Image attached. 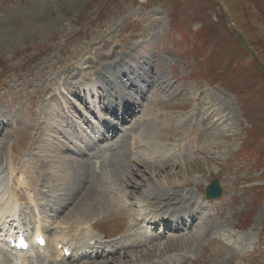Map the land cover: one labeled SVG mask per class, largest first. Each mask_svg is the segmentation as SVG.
Here are the masks:
<instances>
[{
    "label": "rangeland",
    "instance_id": "374dc122",
    "mask_svg": "<svg viewBox=\"0 0 264 264\" xmlns=\"http://www.w3.org/2000/svg\"><path fill=\"white\" fill-rule=\"evenodd\" d=\"M214 2L215 8L212 7ZM214 2L0 0V166L5 154L8 161L11 158L14 165L21 168H13V174L22 186L29 187L31 194L40 176L44 178L43 185L53 190L47 197L41 194V201L35 198L30 217L38 211L47 226L53 227L54 222L56 226L51 212L55 213L57 196L66 190L64 175L67 171L58 177V190H55V182L48 180L43 163V156L51 146H55V152L66 160L80 159L85 150L96 147L91 141L84 147L78 144L71 147L81 141L74 133L65 131L70 121L76 122L83 137L88 139L90 134L93 139L90 126L77 115L84 114L90 125H96L102 104L103 110L110 115L108 119H114L115 99L122 95L138 102L142 92L152 93L146 119L138 116L134 120L137 131H142L137 135L141 139L140 154L141 146L147 144L145 155L138 156L135 161L129 159L131 155L115 161L121 165L130 164L137 172L153 170L158 174L157 188L156 192L146 195L150 198L142 199L147 183L135 172L132 178L142 183L138 189L127 185L126 190L130 192L124 200L128 203L127 211L135 207L130 205L133 198L157 207H160L159 201L165 205L166 199L173 203L168 208H181L180 212L190 217L194 216V211L199 214L194 225L197 227L171 233L176 238L165 232L147 248L130 251L131 247L122 246L125 248L114 250H126L127 256L109 253L100 259L80 263L113 258L109 264H118L115 259L121 255L124 264H171L169 261L174 257L173 264H181L178 258L184 262L192 255L194 260H189L188 264H251L252 258H246L264 229V187L256 190L249 187L264 183V74L259 68L260 63L264 66V0ZM209 16L212 27H225L213 30L207 22ZM225 20L230 22L231 31L245 35L257 50L260 63H253L251 56L244 51L249 60L239 49L228 33ZM130 67L136 68L131 75L123 72ZM137 80L136 86L131 83L125 88ZM137 89L142 92L136 95L134 90ZM98 94L99 97L103 94L101 103L97 101ZM77 98L93 106L91 111ZM65 104V111L73 120L64 113L62 105ZM193 107L196 108V121L192 123L191 136L177 148L188 139L196 148L201 139L203 151L192 156L188 150L180 163L174 161L170 167H159L164 161L153 164L157 154L167 156L175 150L165 148L161 141L171 145L183 135L185 124L174 123L176 112L181 111L184 119H188ZM139 112L141 114L142 110ZM166 123L170 124L169 130L164 127ZM253 126L262 132L259 146L254 145L258 148L250 151L257 154L258 160L248 158L250 155L245 156L247 151L243 150ZM185 130L187 134L190 129L186 126ZM118 136L120 140L122 134ZM103 171L108 172L105 168ZM215 178L223 188L220 198L206 201L194 190L196 199L211 205L216 212L210 219L201 213L203 207L188 189H199ZM158 180L167 182V188L159 185ZM22 186L19 192L27 193L28 188ZM116 193V190L107 192L106 198L116 197ZM44 197L47 205L41 212ZM100 207L95 208L101 209L100 212L82 211L77 218L74 214L66 217L71 207H63L56 215L64 221L71 220L69 224L74 222L77 227L76 222L107 211L110 218L99 223V229L106 235L120 233L122 224L126 223L123 217L127 222L132 219L121 205ZM134 214L139 215L138 208ZM239 225L249 228L241 230ZM48 233L52 236L53 230ZM229 245L234 246V251L227 249ZM256 260V264H264V252Z\"/></svg>",
    "mask_w": 264,
    "mask_h": 264
},
{
    "label": "bare ground",
    "instance_id": "6f19581e",
    "mask_svg": "<svg viewBox=\"0 0 264 264\" xmlns=\"http://www.w3.org/2000/svg\"><path fill=\"white\" fill-rule=\"evenodd\" d=\"M135 69L136 68L134 67H130L128 71H123V72L130 73L131 75L132 72L135 71ZM135 82H138V80L131 81L128 85L125 86V88L128 87L131 83H132L131 85L136 86V84H134ZM74 87L73 89H71L72 91L75 90ZM133 88H138V87H133ZM134 92L137 95V92H142V91L137 89V90H134ZM118 93L119 92L116 91V94ZM118 95H121V94H118ZM101 97H103V94H101ZM101 97H99V94H98L97 99H98V102L100 103H101ZM115 100H116L115 106H114L115 118L110 119V120L108 119L106 120V122L100 119L101 120L100 124H102L104 128H101L100 131H97L95 133V137L97 138V141H95L94 139L92 140L88 139V141H85L82 144H78L80 147H84V146H87L88 145L87 143L91 141V143L94 144L93 146H96V147L90 148L91 150H85L82 156L79 155V157L81 156L82 158L76 159V158L71 157V158H68V160H66L63 158V156H60V153L57 154L55 152V149H54L55 146L53 147L51 146V148L43 156V163H45L46 169H47L46 174H48L49 176L48 180L50 181L52 180L55 182V185L53 186L55 190H58V186H57L58 177L61 176L64 171H67V173L64 175V178L67 180L64 186L66 187V190L63 191L62 195L57 196V200L55 201L56 207H55V210L53 211L55 212L54 216L56 218H58L56 213L60 212L63 207L65 209L71 207L68 213L66 214V217L68 216V214L69 215L74 214L75 218H77L80 216L82 211H86L87 213L89 212L91 213V211L93 210L100 212L101 209H95L97 208V206H100V205H101L100 208L102 209H105L106 207L114 208V206L121 205V207H125L124 209L126 210L127 214H129V216H132V219L129 222L125 220V217H123L124 219L122 218V221L126 222L123 225L122 233L118 236H113L109 239L108 243L110 246L107 247V249H105V247H102V248L100 247V244H101L100 239H97V242L95 243L94 247L89 246L88 242L92 239H96V237L98 236H95V235L91 236L87 231L83 232V234L81 235L80 239L77 242H74L73 240L69 239L68 236L66 235L59 236L56 243L59 242L61 238L66 237L69 239V244L71 245V247L74 248V252L72 253V257H74L73 259L81 260V261H78L77 263L86 261L87 259H96V258L100 259L102 255L105 256L106 254H109V253L114 254V255L115 253H117L118 255L122 254L123 256H127L129 252L126 250H122L120 252L114 251V250H120L121 248H125L122 246L131 247L130 251L136 250V249L147 248L149 244L144 243L140 245L139 243H135L137 239H132V237L140 235L143 229L147 227L146 226L147 223L152 224L154 225V227L156 226L157 228V224L161 225V223H157V222L160 220H163L164 225L167 228H170L171 233H177L179 231H184V230L191 231L196 221L199 218V214L196 211H194V216L190 217V216H186L185 214L181 213L180 212V210H182L181 208H173L172 206L171 208H168L170 201L167 202L166 199H165V202L167 204V208L165 207L166 204L163 205L161 204L160 201L158 203L160 207H157L153 204L154 206L147 205L149 207L147 208V207H144L142 204L141 205L139 204V202H141L142 199L145 198L144 200H146V197H148L146 195L149 192H153L156 190L157 188V187L155 188V186L157 185L156 179H158L156 176L158 174L157 173L155 174L153 170H149V172L147 173L137 172V171H134L135 170L134 166L130 164L121 165V163H119L118 160L117 161L115 160L123 158L124 156L131 155L129 159L132 161H135L138 156L141 157L142 155H145L144 149L147 148V144L145 146L144 145L141 146L142 152L140 154L139 147H140L141 139L139 140V137H137V135L138 134L141 135L142 131H137L136 126L134 124V120L136 117L138 118V116H140L141 119L143 118L146 119V111L148 109L149 103L152 101V93L145 94V92H142L140 95V101L138 102L134 100H130L128 97H122V95L121 97ZM126 103L128 104L125 105ZM86 105L84 103V106ZM134 106L136 107L133 108ZM65 108L67 107H64V113L66 114ZM110 108H111L110 110H113V106ZM140 109L142 110L141 114L140 112L138 113ZM75 125L76 124L73 121H70L67 127H69L70 129H73ZM120 133L122 134V137H123V134L125 133V136L123 138L121 137V139L119 140L117 138L119 137L118 134ZM77 136L80 138L81 135L78 134ZM113 141H116V143L113 144ZM197 143L199 144V146H196V148H194V144L191 143V141L188 139L187 142L183 143L181 147L175 149L171 153H167V156H164L166 154L164 155L157 154V157L155 158L153 164L155 163V161L161 163L165 161L166 159L172 157L174 154H182L184 150H190L191 154L189 155L195 156L203 151V148L201 145V139ZM132 155H134L135 157H132ZM103 168H105L106 171L108 172L103 171ZM135 172L136 174H139L141 181H144V182L146 181L147 186H146V189L143 191V194L141 195L142 199L137 198V199L132 200L133 202H131L130 205H133L135 207L130 208L131 212H128L127 207H126L128 203L124 200L126 199V197L128 198V195L130 194V192L126 190V187L127 185H130L132 189H135V188L138 189L139 185H141L142 183L141 181H136V180L134 181L133 179L134 177L132 175L135 174ZM7 173H8L7 162L6 161L4 162V159H3V162L1 163V168H0V218L5 213H8V216H9L10 213L14 214L16 212L15 207L12 206V200L13 198H17V195L13 193L11 189L8 188L7 180H9L10 174L8 175V178H6ZM87 178H88V181H87ZM43 179L44 178H41L40 176L39 178L35 180V183H34L36 184V189L34 190L35 192L29 195L28 200L33 199V196L40 198V195L44 194L47 197V194L53 193V190L50 191L47 185H43ZM166 184L167 182L163 180L160 181L159 183V185H162L165 188H167ZM6 187H7V190L5 191L4 188ZM99 187H101L100 190H99ZM41 188H45L46 190L41 189ZM60 190H61V187H60ZM113 190L114 191L116 190L117 192L115 194L116 197L113 196V197L106 198L107 197L106 193L114 192ZM7 193L11 195V198L9 196H6ZM5 196L8 198V201L4 199L6 202L4 200H1V198ZM46 197H44L43 199L44 202H46L45 201ZM76 197L78 198L76 199ZM23 198L27 199L26 197H23ZM52 198H53V195H52ZM46 205L47 204H45V206ZM44 208H42V212H44L43 211ZM136 208H138V214H139L138 216L134 214V210ZM110 216L111 215L106 211V212L99 214L97 217L88 218L84 222H76L77 227H74V222L69 224L71 220L64 221V218L62 219L61 217H59L58 220L61 223H63V226L66 225L67 228H72L78 231H82V230H85L86 228L85 226L88 223H90L92 220L106 221L107 219L110 218ZM137 217L139 218L141 217L142 220H139ZM138 223L140 224L139 226H137ZM182 225L186 226L184 230L181 229ZM45 228H47V226ZM141 237L142 239L140 238L141 239L140 242L143 240L148 242L154 239L153 232H144L141 234ZM94 248L95 249L100 248V250L99 251L94 250ZM120 257L121 255L119 256V258H116L115 260H117L118 264H124L123 262L124 260L122 261ZM133 258L134 260L137 259V257L135 256ZM54 259L60 260L59 263H54V264H66V263H63V261L65 260L64 257L60 258V256H58V258H54ZM8 261H9V264H12V263L18 264V261H14V260H8ZM110 261H114L113 258H108L106 259V261L102 260L99 262L97 261L92 262L89 260L87 263H80V264H109ZM25 264H33V263H30L28 259L25 258Z\"/></svg>",
    "mask_w": 264,
    "mask_h": 264
},
{
    "label": "water",
    "instance_id": "95a60500",
    "mask_svg": "<svg viewBox=\"0 0 264 264\" xmlns=\"http://www.w3.org/2000/svg\"><path fill=\"white\" fill-rule=\"evenodd\" d=\"M207 189L212 190V192H213V194H211L212 196L219 194V192L221 193V189H220L219 185L217 184V181H212L210 186L207 187Z\"/></svg>",
    "mask_w": 264,
    "mask_h": 264
}]
</instances>
